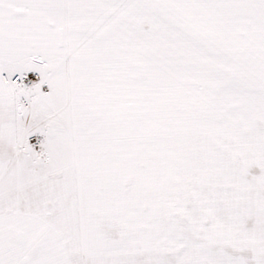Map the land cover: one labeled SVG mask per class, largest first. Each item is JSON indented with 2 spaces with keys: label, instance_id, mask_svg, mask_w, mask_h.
<instances>
[{
  "label": "snow or ice",
  "instance_id": "1",
  "mask_svg": "<svg viewBox=\"0 0 264 264\" xmlns=\"http://www.w3.org/2000/svg\"><path fill=\"white\" fill-rule=\"evenodd\" d=\"M0 264H264V0H0Z\"/></svg>",
  "mask_w": 264,
  "mask_h": 264
}]
</instances>
